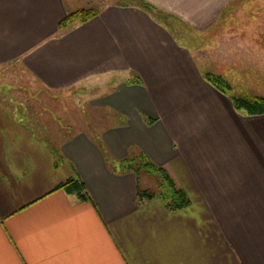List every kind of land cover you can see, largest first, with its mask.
<instances>
[{
	"label": "crops",
	"instance_id": "obj_1",
	"mask_svg": "<svg viewBox=\"0 0 264 264\" xmlns=\"http://www.w3.org/2000/svg\"><path fill=\"white\" fill-rule=\"evenodd\" d=\"M235 1L0 0V67L28 83L0 82V264H264V114L234 102L264 94L211 82L229 78L190 31ZM71 91L86 94L71 113L49 102ZM139 150L188 207L138 202L110 163ZM70 178L91 200L57 189Z\"/></svg>",
	"mask_w": 264,
	"mask_h": 264
},
{
	"label": "rangeland",
	"instance_id": "obj_2",
	"mask_svg": "<svg viewBox=\"0 0 264 264\" xmlns=\"http://www.w3.org/2000/svg\"><path fill=\"white\" fill-rule=\"evenodd\" d=\"M190 31L194 34L192 42L206 65L214 70H222L229 78H222L223 82L217 80L223 87H232L235 93L264 94V0H237L228 6V10H224L222 18L213 28L200 33ZM10 68L0 67V82H3V86L8 87V83L14 86L28 84L25 77H17L12 66ZM71 92L49 102L71 113L79 104H85L86 98L85 93ZM95 113L96 117L103 115L102 111ZM165 169L173 178L170 171ZM164 182L163 174L141 169L138 183L143 189H149L157 195L164 191Z\"/></svg>",
	"mask_w": 264,
	"mask_h": 264
},
{
	"label": "trees",
	"instance_id": "obj_3",
	"mask_svg": "<svg viewBox=\"0 0 264 264\" xmlns=\"http://www.w3.org/2000/svg\"><path fill=\"white\" fill-rule=\"evenodd\" d=\"M99 13V9L95 7L80 8L76 11L69 13L60 23L62 29L69 28L75 24L86 22ZM208 79L216 86L222 89L219 81H222L219 77L207 76ZM223 82V81H222ZM234 102L237 109L244 111L248 114H264V96L256 95L251 97L238 96L234 97ZM149 123H154L155 119L149 118ZM111 168L118 173H126L133 171L138 179L141 173V169L145 168L150 172H159L163 174L164 191L159 192L157 195L149 189H143L141 186L138 188V202L142 203L146 199L159 196L162 198L166 205L172 210H178L188 207L191 204V199L187 191L178 186L173 178L168 174L165 167L159 166L153 162V160L144 152L137 151L132 152L128 157L119 160L117 162L110 163ZM57 189H62L68 193L76 194L81 200H91V196L88 193L84 182L80 178H70L61 183Z\"/></svg>",
	"mask_w": 264,
	"mask_h": 264
}]
</instances>
